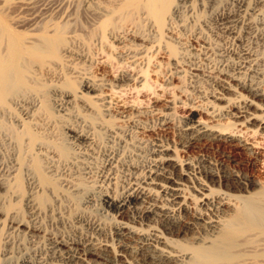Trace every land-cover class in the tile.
I'll return each mask as SVG.
<instances>
[{"label":"bare ground","instance_id":"bare-ground-1","mask_svg":"<svg viewBox=\"0 0 264 264\" xmlns=\"http://www.w3.org/2000/svg\"><path fill=\"white\" fill-rule=\"evenodd\" d=\"M93 12L118 63L175 93L166 112L118 106L110 92L142 77L96 80L65 27L22 32L0 13V264H264V179L189 156L219 145L260 161L248 143L264 139V0ZM178 104L210 123L175 125Z\"/></svg>","mask_w":264,"mask_h":264},{"label":"rangeland","instance_id":"rangeland-1","mask_svg":"<svg viewBox=\"0 0 264 264\" xmlns=\"http://www.w3.org/2000/svg\"><path fill=\"white\" fill-rule=\"evenodd\" d=\"M14 1L17 2L16 5H14ZM21 1L22 0H0V13L4 16L6 15V17H9L8 21H12V23L10 21L9 22L13 27L15 26L13 22L18 20L20 22V26L17 28L18 31L37 33L45 26L65 27V30L67 31V37H72V35H74L72 37L74 39V42L76 38V43L78 42L81 47L84 46L86 48L84 49L87 54V58L86 62L83 63V67L85 71L87 69L88 72L86 71V73H88L92 77L95 76L96 80H108L109 78L111 80L113 77L121 73L130 75L132 77H142L144 79V82L141 81L140 85L136 84L134 86L135 88L133 86H131L130 88L122 87V90L116 89L114 90L115 92H110V98L113 103H116L118 106H125L129 108L166 112L164 110L163 100L168 95H174L173 93H175V90L174 88H172L173 86H171L170 88V86H167L166 83L162 84L158 80L155 81L154 77L151 74H147L148 76L144 75L143 73L141 74V72L145 70L143 68L135 69L131 67L132 65L126 62V64L124 62L118 63L119 61L116 60L117 49H115V41L113 42V39H111L109 35H104L103 37L99 35L100 33H98L97 31L96 24L98 18L96 16V13L93 11H95L96 6L107 5V2L109 0H94V4L90 3V0H35L34 4L28 8L21 7ZM12 2L15 8L13 5L9 6V4ZM7 5L11 8H8ZM131 41H133L132 43H140L138 40ZM101 43L102 45H100ZM101 46L104 47L105 50H101L103 49L101 48ZM150 50H148L149 53H147V55L151 53L153 57L155 53L152 52L153 49L152 51ZM108 53H111V55L109 56ZM151 55L147 57H150ZM146 56L144 58V63L146 62V60H150L149 58H146ZM155 57L152 59H155ZM152 59L150 60L151 62L153 61ZM98 68L100 70L97 71ZM163 85L164 87H162ZM165 85L169 88H167ZM76 86L79 87L78 83ZM185 86H188L187 83H185ZM80 90H82V88ZM188 90H190L189 86L187 88V91ZM192 97L194 98L195 96L193 95ZM170 114L172 115L175 125H180L184 121H187L188 118H192V120L200 124L210 123L208 117H206L203 113L197 110H193L192 108L185 105H175L172 111H170ZM153 117L154 122L153 119H151L152 122L157 123V115L156 117ZM157 135L165 136L166 133L158 132ZM176 138L178 139L174 143L179 144L180 137L177 136ZM246 139L247 138H245L244 140ZM262 140L264 141V139ZM263 141L259 146L252 145V143L250 142L248 143L252 147L254 146L252 151L260 159V161L254 168L246 167L244 162L247 158L244 153L225 146H208L201 144L196 148L191 149L189 151V156L196 160L210 162L212 165H214V168L216 167L217 171L218 169H220L219 171L233 170L242 174H254L255 177L264 179ZM97 200L98 198L95 199V202L97 203L93 206L94 210L101 211L99 208L100 206L97 205Z\"/></svg>","mask_w":264,"mask_h":264}]
</instances>
